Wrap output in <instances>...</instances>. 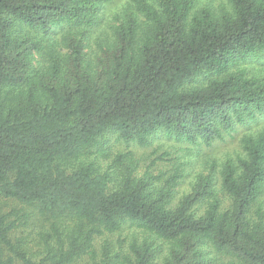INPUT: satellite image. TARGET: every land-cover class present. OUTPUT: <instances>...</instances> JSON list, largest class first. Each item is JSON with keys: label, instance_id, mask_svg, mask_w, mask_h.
<instances>
[{"label": "trees", "instance_id": "obj_1", "mask_svg": "<svg viewBox=\"0 0 264 264\" xmlns=\"http://www.w3.org/2000/svg\"><path fill=\"white\" fill-rule=\"evenodd\" d=\"M227 1L128 0L98 36L109 0H0V264H264V130L178 199V172L109 144L211 145L264 115L244 67L264 0ZM128 224L146 236L96 249Z\"/></svg>", "mask_w": 264, "mask_h": 264}, {"label": "rangeland", "instance_id": "obj_2", "mask_svg": "<svg viewBox=\"0 0 264 264\" xmlns=\"http://www.w3.org/2000/svg\"><path fill=\"white\" fill-rule=\"evenodd\" d=\"M201 4L208 3L213 6L215 11L228 5L227 0H200ZM128 0H109L104 6L101 13V19L98 24V36H103L110 30L112 23V16L116 12H120L127 4ZM247 72L264 77V57L252 60L244 65ZM236 133L233 132V137L224 136V140H215L211 145H205L199 142L195 145L186 142H177L172 137H167L164 134H156L152 136L151 142L148 146H139L137 144H118L113 139L109 141L113 145V152L118 150H131L135 157L140 159V168L149 169L154 175L161 174L160 183L165 184V180L169 179L173 174H179V177L174 179L176 198L178 199L183 194L188 193L199 174H207L210 170H214V174L218 175L220 163L227 157L236 159L237 155L242 154L240 146V139L245 133L257 132L264 130V115H259L257 120L249 123L247 126H237ZM212 167V168H211ZM219 195L223 199V204L229 203V198L222 191ZM258 203L262 204L264 210V193L259 199ZM203 207H201V210ZM31 227L37 228L36 220L37 214H32ZM33 224V225H32ZM29 228L25 229V232ZM146 236V232L137 228L134 225H125L120 231L111 234H104L95 239L94 245L96 249L100 248L105 240H109L114 247L121 243L123 247H127L133 240L141 241ZM34 237H30L31 241ZM30 247H40L36 242L32 243ZM76 264H92V260L88 257H83Z\"/></svg>", "mask_w": 264, "mask_h": 264}]
</instances>
